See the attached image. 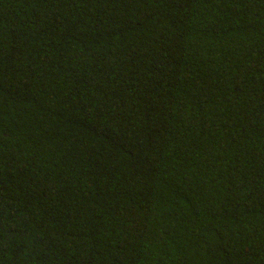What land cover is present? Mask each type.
<instances>
[{"label": "trees", "instance_id": "16d2710c", "mask_svg": "<svg viewBox=\"0 0 264 264\" xmlns=\"http://www.w3.org/2000/svg\"><path fill=\"white\" fill-rule=\"evenodd\" d=\"M0 264H264V0H0Z\"/></svg>", "mask_w": 264, "mask_h": 264}]
</instances>
